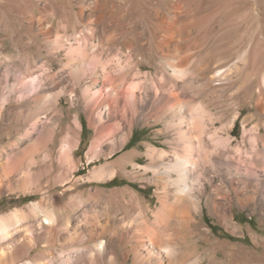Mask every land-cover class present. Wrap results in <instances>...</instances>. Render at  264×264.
<instances>
[{
    "label": "bare ground",
    "instance_id": "6f19581e",
    "mask_svg": "<svg viewBox=\"0 0 264 264\" xmlns=\"http://www.w3.org/2000/svg\"><path fill=\"white\" fill-rule=\"evenodd\" d=\"M220 1L222 19L218 21L221 23L220 31H215L208 25V20L212 18L205 13L213 4L212 0H0V6L6 9L4 14L14 15L13 18L18 19L21 25L28 23L33 33V37L27 39L30 45L43 37L44 44L59 46L69 55L68 70L75 84L81 88L89 122L96 127V136L88 149L89 158L97 156L100 146L106 141L112 146L111 153L115 151L126 141L128 136L124 127L131 124L135 114L138 111L142 114L148 112L158 102L162 107V115L169 123L172 122L175 150L169 154L171 158L164 170L165 176L158 185L159 206L153 211V218L149 217L137 197L130 195L123 204L129 219H123L117 225L108 224L109 229L97 221L85 224L89 238L97 239L106 230L124 243H127L128 238L135 237L136 243L126 251L127 257L133 253L135 264H203V257L198 254L201 240H211V237L210 230L201 227L197 215H200L205 205L211 215L233 227L229 208L224 201L235 194L237 202L244 207L254 198L249 193L251 180L247 178L250 172L249 153L244 145H233V138L223 134L225 130L233 128V122L240 114L239 109L234 112L229 125L218 128L206 122L195 102L184 100L172 104L168 101L173 93L184 96L199 91L191 78L193 75L189 74L191 77L186 78L190 70L186 64V68H180L177 63H171L172 72L166 75L163 72H167V69L159 70V79L149 82L148 73L141 69L140 64L133 62L134 40L126 37V62L121 61L122 57L105 58L104 51L121 34L137 32V37L144 39L149 25L153 27L162 59L178 62L188 54V50L195 48L191 44L194 40H200L201 46L203 42L209 43L214 38L211 43L215 61H201V65L192 69L195 68V73L205 78L208 86L224 81L233 83L234 75L238 74L240 84L232 92L236 98L235 104L240 107L241 97H246L247 91L256 87L258 105L262 109L264 0ZM109 2L111 4L107 8ZM194 5L198 7L196 10L199 9L197 13L192 11ZM56 9L64 11L60 18L56 16ZM116 11L125 13L120 12L121 15L117 16ZM126 17L130 18L127 23L124 22ZM70 25L74 33L68 32ZM139 27L140 31H136ZM225 35L227 41L224 40ZM232 56H235V60L231 64L220 65L226 58L227 62L230 61ZM37 63L39 74L29 63L21 76L14 83L10 82L11 85L8 84L11 96L0 93V136L3 132L9 136L6 141L0 140V196L6 190L12 191L15 184L30 176H35L36 181L41 179V173H48V168L53 167L56 161L64 166L72 163V151L77 144L81 124L76 118L75 125L67 126L65 133L57 140L56 136L62 131L57 132L53 115L57 110L58 95L62 92L57 80L59 76L44 61ZM208 71L210 75H207ZM84 74L87 76L82 80ZM162 79L165 85H171V89L167 88L169 92L167 89H158L149 95L151 82L161 87L158 81ZM49 85L58 89L56 95L48 93L45 87ZM124 87L129 90L126 91V101L121 104L119 93ZM187 95L185 97L188 99ZM187 113L192 116L191 119H188ZM5 116L8 117L7 123L1 129ZM260 130L259 125L254 124L249 133L250 139L259 140L262 137ZM190 132L194 133L192 140ZM244 134V137L248 136V131ZM57 141L60 144L58 148ZM111 165L96 169L91 178L111 177L114 172ZM258 171L253 174L255 190L252 192L260 190L263 183L264 167L261 163ZM97 195L111 197L104 191H96L91 197ZM112 195L119 198L118 192H112ZM21 211L18 209L11 214L0 215V239L10 236L12 225L21 219ZM53 216L49 212L45 213L43 223L53 225ZM214 243L221 245L218 241ZM105 245L106 240L101 239L99 247L105 249ZM229 248L234 246L230 245ZM214 251L210 250L212 264H249L242 249L241 256H234L227 251L220 257L218 250Z\"/></svg>",
    "mask_w": 264,
    "mask_h": 264
},
{
    "label": "rangeland",
    "instance_id": "374dc122",
    "mask_svg": "<svg viewBox=\"0 0 264 264\" xmlns=\"http://www.w3.org/2000/svg\"><path fill=\"white\" fill-rule=\"evenodd\" d=\"M212 2L210 9L205 10L209 18H212L208 20V25L210 29L220 31L221 23L218 21L222 19V15L220 16L222 3L220 0H212ZM110 4L111 2L107 8ZM213 5L217 7L215 8ZM197 8V5L192 7L193 13L198 12L199 9L196 10ZM5 10L0 6V18L3 17L4 19L0 21V91H2L0 93L11 96L8 93V84L14 83L16 78L26 70L29 63L33 65L35 73L39 74L36 63L39 64V62L44 61L50 66L52 72L58 74L57 80L62 89L58 95L56 113L53 115L57 132L62 131L56 136L57 140L65 133L67 126L75 125L76 118L79 119L81 126L78 128V141L72 151L70 166L61 165L56 161L53 167H47L48 173L46 171L41 173V179L36 181L35 176H30L25 181L15 184L12 191L6 190L0 196V215L11 214L18 209L22 210L21 219H19V223L12 225L10 236L0 239V252H3L0 254V264H41L42 262L47 264H135L133 253L129 257L126 256V251L136 243L135 237L127 239L130 243L128 241L124 243L118 236H114L109 230H106L97 239L89 238L85 224L88 221L89 223L97 221L109 229L108 224L117 225L123 219H129V216L125 214L123 204H125L126 199L130 198V195L137 197L149 217L153 218V211L159 206L158 185L161 178L165 176L164 170L171 158L169 154L175 150L173 143L175 131L172 129V122L169 123L167 118L162 115V107L158 102L159 104L152 105L151 109L144 114L138 111L128 126L124 124V130L128 137L115 151L111 153L112 146L106 141L100 146L99 155L97 154L93 159L89 158L87 156L88 149L96 136V127L89 122L81 88L75 84L68 70L69 55L59 46L44 44L43 37H39L36 44L30 45L27 39L33 37V33H31L28 23L21 25L18 19L13 18L14 15L4 14ZM63 12L56 9L57 18H60ZM120 12L116 11V15L120 16L125 13L119 14ZM129 20L130 18L126 17L124 22L127 23ZM99 29L101 30L102 26ZM136 31H140V27ZM68 32L74 33L71 25ZM136 33L117 36L115 41L110 43L111 45L106 46L104 57L115 59L122 57L121 61L126 62L128 49L125 43L128 36L130 40L135 42L133 62L140 64L141 69L148 73L149 82L155 78L159 79V70L167 69V72H163L166 75L168 72H172L170 64L174 62L180 68H186L187 65L188 70L190 69L186 78L189 79L193 75L191 78L198 86V93H188L184 96L173 93L168 97L169 102L172 104L184 100L185 102H195L194 104L199 107L206 122L210 126L218 128L229 125L234 112L237 109L240 111L238 118L233 122V128L225 130L223 134L233 138V145L239 143L241 146L244 145L245 150L249 153L247 159L249 160L250 172L247 178L249 181L251 180L249 193H252L254 198L244 207L237 202L235 194L224 201L226 207L229 208L233 227L211 215L204 205L203 211L197 217L201 227L210 230L211 240L204 238L201 240V249L198 254L203 257V264H212L210 250H218L219 256L222 257L227 251L232 252L234 256H241V249L244 250V255L249 264H264V178L260 190L252 192L255 190V176L253 174L260 172L258 171L260 163L264 167V106L261 109L258 105L259 97L256 87L250 88L247 91L248 95L241 97L242 100L239 98L240 107H238L235 104L236 98L232 95L233 90L240 84L238 74L234 75L235 81L233 83L224 81L213 86L206 85L205 78L196 74L195 68L192 69V67H198L204 60L215 61V51L211 43L214 38L209 43L203 42L201 46L199 45L201 44L200 40H194L191 44L195 48H192V51L188 50V54L186 53L189 56L184 55L185 58L183 57L177 62L174 59L161 58L152 26L146 27L147 35L144 36V39L138 38ZM225 39L226 41L228 39L226 35ZM234 60L235 56L231 57V62H227L226 58L220 65H229ZM88 73L89 71L86 74ZM86 74L82 80L86 79ZM210 74L211 72L208 71L207 75ZM158 83L161 87H158L155 82L152 85L151 82L152 89H150L149 95L158 89H171V85H165L163 79L159 80ZM254 84H257L256 81ZM45 88L49 94H57L58 89L50 85ZM169 89L166 91L169 92ZM128 90V87H124L120 91L119 101L121 104L126 101V91ZM186 95L193 98L188 97L187 99ZM187 117L188 119L192 118L189 113H187ZM7 118V116L4 117L1 129L4 128L3 124L7 123ZM254 124H258L261 129L260 135L262 137L258 138L260 141L249 137ZM245 131H248V136L244 137ZM189 136L192 140L194 133L190 132ZM8 137L3 132L0 140L6 141ZM128 144L129 146H127ZM255 145L256 148H254ZM59 146L57 141V148ZM257 162L259 163L257 164ZM109 164H112L114 171L111 177L105 179L91 178L93 171ZM35 171L36 169H34ZM114 178L116 179L115 182L109 183ZM96 191H104L111 197L97 195L92 198L91 195ZM112 192H118L119 198L112 197ZM202 198L205 197L202 196ZM125 208L127 209V207ZM126 211H129V208ZM47 212L55 217L51 226L43 223ZM158 226L160 227V224ZM101 239L106 240L105 249L99 247ZM217 241L221 242V245L214 243ZM230 245H233L234 248L230 249Z\"/></svg>",
    "mask_w": 264,
    "mask_h": 264
},
{
    "label": "trees",
    "instance_id": "16d2710c",
    "mask_svg": "<svg viewBox=\"0 0 264 264\" xmlns=\"http://www.w3.org/2000/svg\"><path fill=\"white\" fill-rule=\"evenodd\" d=\"M130 144V143H129ZM129 144L127 145V146H129ZM115 178L114 179H112L109 183H114L115 182Z\"/></svg>",
    "mask_w": 264,
    "mask_h": 264
}]
</instances>
